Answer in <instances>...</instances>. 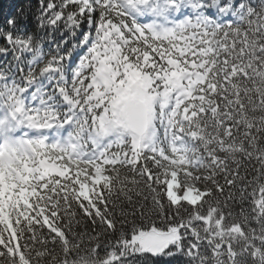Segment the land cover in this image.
<instances>
[{
    "label": "snow or ice",
    "instance_id": "obj_1",
    "mask_svg": "<svg viewBox=\"0 0 264 264\" xmlns=\"http://www.w3.org/2000/svg\"><path fill=\"white\" fill-rule=\"evenodd\" d=\"M0 264H264V0L7 15Z\"/></svg>",
    "mask_w": 264,
    "mask_h": 264
},
{
    "label": "trees",
    "instance_id": "obj_2",
    "mask_svg": "<svg viewBox=\"0 0 264 264\" xmlns=\"http://www.w3.org/2000/svg\"><path fill=\"white\" fill-rule=\"evenodd\" d=\"M29 3L34 9L36 0H0V22L9 14H18V10L27 8Z\"/></svg>",
    "mask_w": 264,
    "mask_h": 264
}]
</instances>
